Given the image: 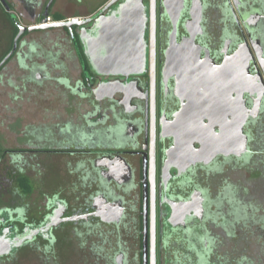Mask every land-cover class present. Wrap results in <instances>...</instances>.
Segmentation results:
<instances>
[{
	"label": "flooded vegetation",
	"instance_id": "obj_1",
	"mask_svg": "<svg viewBox=\"0 0 264 264\" xmlns=\"http://www.w3.org/2000/svg\"><path fill=\"white\" fill-rule=\"evenodd\" d=\"M168 1L0 0L26 28L0 75L16 58L24 92L52 93L47 123L0 140V264H263L264 91L244 95L260 106L243 154L180 171L163 126L183 102L162 71L173 48L219 65L244 47L264 84V0H183L176 24Z\"/></svg>",
	"mask_w": 264,
	"mask_h": 264
},
{
	"label": "water",
	"instance_id": "obj_2",
	"mask_svg": "<svg viewBox=\"0 0 264 264\" xmlns=\"http://www.w3.org/2000/svg\"><path fill=\"white\" fill-rule=\"evenodd\" d=\"M166 5L167 10H175L176 14L170 15L176 24L183 8V0H169ZM129 6L124 5V8ZM144 17L147 18L144 14L140 15V23L141 19L145 23ZM61 25L57 23L43 26V28ZM34 29L29 28V31ZM25 31L26 28L20 30L15 39L13 51L0 64V68L12 56ZM95 45L99 52L100 48L109 49L107 44L103 46L98 41ZM179 51L177 48L172 49L171 57L162 71L165 78H175L176 93L183 102L174 120L168 125L164 123L163 126L164 130L170 129L168 134L175 139V146L169 153V159L178 164L174 166L178 170L186 171L197 163L211 162L219 155L243 154L247 146L244 133L246 122L250 116H257L260 106V99H257L254 108L249 110L245 104L244 95L257 93L260 98L264 91V84L260 77H253L249 73L250 54L244 47H240L237 53L227 56L223 63L216 65L209 60L174 61L173 58ZM182 55L187 54L183 52ZM101 60V64L106 68L119 66L117 62V64L112 63L107 58ZM126 63L123 65L131 66ZM99 73L109 75L117 72L99 71ZM196 144L199 148L195 147Z\"/></svg>",
	"mask_w": 264,
	"mask_h": 264
},
{
	"label": "rangeland",
	"instance_id": "obj_3",
	"mask_svg": "<svg viewBox=\"0 0 264 264\" xmlns=\"http://www.w3.org/2000/svg\"><path fill=\"white\" fill-rule=\"evenodd\" d=\"M41 37L40 34L35 33L29 36L28 39L34 40ZM45 48L46 50H50L46 45ZM26 75L16 58L11 60L0 75V140H4L3 144L5 146H18L20 144L18 138L23 136L22 131L26 125L47 123L49 119L47 115H50V112L46 108L49 110L52 106L50 85L47 84L49 85L48 88H38L39 91L36 93L24 92V89H22V79ZM17 87H20V89L18 90ZM28 87L31 89L33 85ZM8 120L10 121L8 122ZM11 140L16 142L13 145L7 142ZM1 168L2 165L0 163ZM61 245H58L59 249L62 247ZM253 251L255 252V250L250 251V257L254 259L258 258V256L252 253ZM70 257L74 261L73 256ZM61 259L63 260V264H67L69 258L64 256ZM73 261H69L70 264H79V260ZM262 263L264 264V261Z\"/></svg>",
	"mask_w": 264,
	"mask_h": 264
},
{
	"label": "trees",
	"instance_id": "obj_4",
	"mask_svg": "<svg viewBox=\"0 0 264 264\" xmlns=\"http://www.w3.org/2000/svg\"><path fill=\"white\" fill-rule=\"evenodd\" d=\"M6 25H10V27ZM17 33L18 31L12 25V21L8 14L3 8H0V63L12 49Z\"/></svg>",
	"mask_w": 264,
	"mask_h": 264
}]
</instances>
